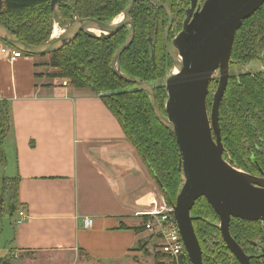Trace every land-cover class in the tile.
<instances>
[{
  "label": "crops",
  "instance_id": "1",
  "mask_svg": "<svg viewBox=\"0 0 264 264\" xmlns=\"http://www.w3.org/2000/svg\"><path fill=\"white\" fill-rule=\"evenodd\" d=\"M43 58L0 53V99L9 105L2 149L27 216L15 223L11 255L29 264L120 262L143 240L135 229L159 200L156 184L99 96L61 86Z\"/></svg>",
  "mask_w": 264,
  "mask_h": 264
},
{
  "label": "trees",
  "instance_id": "2",
  "mask_svg": "<svg viewBox=\"0 0 264 264\" xmlns=\"http://www.w3.org/2000/svg\"><path fill=\"white\" fill-rule=\"evenodd\" d=\"M50 1L0 0V23L22 43L39 46L50 41L53 23L63 27L66 22L71 25L76 20L92 18L109 24L127 6V0H60L51 12ZM133 25L134 38L120 56L119 69L129 77L149 83L163 112V101L166 98L164 78L172 67L170 59L160 39L154 43L152 65L147 40L148 27L144 17L133 14ZM127 35L128 27L110 37L83 31L73 42L49 54L48 63L42 66L55 70L49 72L48 77L68 78L73 88L89 90L99 96L117 120L125 138L134 147L167 205L171 206L182 180V174L178 170L180 156L174 137L155 119L147 95L135 85L117 78L111 71L112 56L124 43ZM43 56L45 55L40 57ZM230 60L242 65L258 60L264 62V4L244 20L237 30ZM261 75L245 71L229 77L219 106L218 123L222 143L231 152L239 153L242 142L251 138L253 128L258 123L264 124V78ZM8 129L9 105L6 100L0 99L1 166L6 162L2 143ZM10 182L16 188L18 178L15 177ZM190 215L198 218L194 221V232L205 264L204 254L208 250L202 239L216 231L209 220L217 221V217L203 197L194 202ZM244 230L249 234V226ZM222 254L225 255L220 249L216 254V261ZM0 264L9 263L0 260Z\"/></svg>",
  "mask_w": 264,
  "mask_h": 264
},
{
  "label": "water",
  "instance_id": "3",
  "mask_svg": "<svg viewBox=\"0 0 264 264\" xmlns=\"http://www.w3.org/2000/svg\"><path fill=\"white\" fill-rule=\"evenodd\" d=\"M59 1H50L51 12ZM134 1L130 0L117 22L113 20L105 24L92 18L79 19L59 37L39 46L22 43L0 23V41L25 56L39 57L61 50L83 31L95 30L99 32L98 36L110 37L128 27L124 43L112 56L111 71L117 78L135 85L147 95L155 119L174 137L182 180L171 207L190 263L203 264L192 226L195 219L190 215L195 200L203 197L219 218L220 233L226 247L240 264H249L229 235L228 225L231 218L264 223V182L234 171L222 160L218 109L229 77L235 34L242 22L264 4V0H205L190 23L184 24L183 30L170 44L165 41L172 67L164 78L166 98L163 112L149 83L129 77L119 69L120 56L134 38V25L129 17ZM148 42L149 57L154 65V44L150 37ZM215 72H218L219 78L208 114L206 96Z\"/></svg>",
  "mask_w": 264,
  "mask_h": 264
},
{
  "label": "flooded vegetation",
  "instance_id": "4",
  "mask_svg": "<svg viewBox=\"0 0 264 264\" xmlns=\"http://www.w3.org/2000/svg\"><path fill=\"white\" fill-rule=\"evenodd\" d=\"M204 1L205 0H136L129 12V17L132 22L133 14L144 17L148 27L147 40L148 37H150L154 44L161 39L163 49L166 53L164 44L165 41L170 44V42L183 30L184 24L190 23L193 15ZM129 2L130 0H127L126 8L118 16H121L127 9ZM256 62L258 63V69L254 72L262 74L261 76L264 78V62L261 60ZM231 64H233V62L230 61V65ZM214 74L209 83L208 94L206 96V109L208 114L211 111L213 94L219 78L218 72H215ZM230 76L232 75H230L229 72V77ZM260 115L262 116L263 114L260 113ZM219 134L223 148L221 152L222 160L229 164L234 171L249 176L257 181L264 182V124L261 125L258 123V126L253 128L250 135L251 138L249 141L244 140L242 142V148L239 149V153L231 152L229 148L225 147L222 143L220 129ZM212 138L215 139L214 135H212ZM216 217L217 221L214 219L209 220V222L215 226L216 231L212 233L210 232L207 238L204 237L202 239L205 249L208 250L207 253L204 254L205 264H240L238 259L226 247L220 233V221L217 215ZM195 220L192 221L193 229ZM247 226H249V234H246L244 230ZM228 231L231 238L247 257L249 264H264L263 222L255 221L247 223V221H243L238 218H231L228 225ZM220 249L225 253V255L222 254V257L216 261L215 257L216 254L219 253Z\"/></svg>",
  "mask_w": 264,
  "mask_h": 264
},
{
  "label": "rangeland",
  "instance_id": "5",
  "mask_svg": "<svg viewBox=\"0 0 264 264\" xmlns=\"http://www.w3.org/2000/svg\"><path fill=\"white\" fill-rule=\"evenodd\" d=\"M117 16L115 19L117 20ZM56 20V19H55ZM115 21V20H114ZM55 25V24H54ZM53 25V31H52V37H50V41L55 39L59 36L57 33L61 30L63 33V30L67 29L70 25H68V22L62 27L60 24L58 26ZM88 32V31H87ZM61 33V34H62ZM94 35L92 32H88ZM60 34V35H61ZM51 36V35H50ZM98 36V35H97ZM40 57V56H39ZM45 59L44 63H48L49 61V55L43 56ZM46 57V58H45ZM49 71H55L52 68H47ZM258 69V63L255 61H252L250 63H247L246 65L233 63L229 66V72L230 75H238L240 73H244L245 71H256ZM215 76V74H214ZM60 80L64 79L67 80L68 83H70V80L68 78H59ZM14 166L11 162V159H7L5 164L3 166L0 165V260L1 261H8L9 264H29L25 263L24 261H21L18 259L17 256L11 255L16 254L14 245L11 243V239L13 238L14 230H15V219L17 218V205L15 203V185H13L12 177H14ZM156 193H158L159 196H162L156 186ZM14 200V202H13ZM144 220V219H143ZM143 221L141 224V227L135 229L137 234H139V238L142 240L141 242H138L133 249L128 252V256H126L124 259H122L120 262L117 263H106V262H94V261H82L76 263V261H72L73 263L70 264H171L168 260L161 257L159 254H156L153 249L155 246V242L157 240L150 236L151 234L145 230H143ZM145 245H147V249L145 248ZM187 255V254H186ZM35 264V263H31ZM37 264H44V263H38Z\"/></svg>",
  "mask_w": 264,
  "mask_h": 264
},
{
  "label": "built area",
  "instance_id": "6",
  "mask_svg": "<svg viewBox=\"0 0 264 264\" xmlns=\"http://www.w3.org/2000/svg\"><path fill=\"white\" fill-rule=\"evenodd\" d=\"M0 53L9 61L24 56L22 52L6 44H3L0 48ZM68 85L67 80H61V86L66 87ZM152 205L153 208L144 215L146 219L143 220V227L145 231L151 234L150 236L157 240L153 251L168 260L171 264H190L174 219L172 207L167 205L162 196L159 197L158 201L153 200ZM16 214L15 223L20 225L26 219V213L19 209ZM91 224V219H83L84 228L91 227Z\"/></svg>",
  "mask_w": 264,
  "mask_h": 264
},
{
  "label": "bare ground",
  "instance_id": "7",
  "mask_svg": "<svg viewBox=\"0 0 264 264\" xmlns=\"http://www.w3.org/2000/svg\"><path fill=\"white\" fill-rule=\"evenodd\" d=\"M120 18H121V17H118V18H117V20L115 19V21H114V22H117V21H119V20H120ZM90 32L94 33V35H99V32H98V31L91 30ZM61 33H62V32H61V30H60V31H59V33H58V34H59V36H60V34H61ZM59 36H58V37H59ZM51 37H52V35H51ZM56 38H57V37H56ZM56 38H55V39H56ZM189 262H190V261H189ZM190 264H191V263H190Z\"/></svg>",
  "mask_w": 264,
  "mask_h": 264
}]
</instances>
